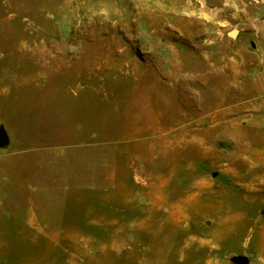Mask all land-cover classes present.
Wrapping results in <instances>:
<instances>
[{"label":"rangeland","instance_id":"obj_1","mask_svg":"<svg viewBox=\"0 0 264 264\" xmlns=\"http://www.w3.org/2000/svg\"><path fill=\"white\" fill-rule=\"evenodd\" d=\"M181 0H0V264H264V42Z\"/></svg>","mask_w":264,"mask_h":264},{"label":"crops","instance_id":"obj_2","mask_svg":"<svg viewBox=\"0 0 264 264\" xmlns=\"http://www.w3.org/2000/svg\"><path fill=\"white\" fill-rule=\"evenodd\" d=\"M180 12L189 22L231 25L219 27L223 36L237 29L241 42H264V0H181Z\"/></svg>","mask_w":264,"mask_h":264},{"label":"water","instance_id":"obj_3","mask_svg":"<svg viewBox=\"0 0 264 264\" xmlns=\"http://www.w3.org/2000/svg\"><path fill=\"white\" fill-rule=\"evenodd\" d=\"M238 31L237 29H233L229 32L230 36L235 37L237 35ZM8 143V136L5 130L0 127V146H4ZM233 261L239 264H246L248 262V257L244 255H237L234 256Z\"/></svg>","mask_w":264,"mask_h":264}]
</instances>
